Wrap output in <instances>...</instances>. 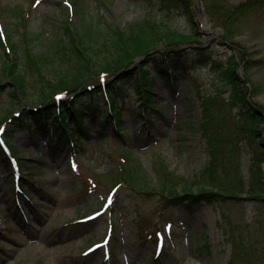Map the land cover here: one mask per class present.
<instances>
[{
  "label": "rangeland",
  "instance_id": "obj_1",
  "mask_svg": "<svg viewBox=\"0 0 264 264\" xmlns=\"http://www.w3.org/2000/svg\"><path fill=\"white\" fill-rule=\"evenodd\" d=\"M189 1L191 11L196 12L193 22L188 21L182 6L167 8L161 0H0V27L9 32L11 42L21 39L16 30H20L22 16L29 32L45 39L62 25L67 14L70 22H75L76 15L68 11L66 2L73 4L75 11L82 9L94 20L119 29L151 18L192 36L190 43L180 46L190 54L191 70L174 73V84L149 70L144 81L154 82L152 107L145 102V94L136 92L141 81L137 75L122 84L123 90H111L118 97L113 100V111L122 109L123 139L109 127L97 133L96 125L87 118L84 124L93 133L75 147L38 131V125L28 133L1 135L13 149L18 169L7 168L0 151V264H264V201L242 194L193 207H174L153 191L118 188L109 192L123 153L140 167L151 186H156L158 178L154 165L158 173V165H162L179 181L182 178L190 183L201 181L206 171L209 153L200 128L201 103L229 102V87L213 67L223 66L235 51L223 43L222 30L208 21L203 1ZM225 1L234 7L245 0ZM233 41L246 50L243 76L254 84L252 103L264 111V10L236 22ZM98 55L93 54L97 62ZM3 56L0 46V66ZM236 58L240 67L242 61ZM16 63L21 69L20 62ZM51 68L43 69L42 78L26 76L31 81L28 95L18 99L10 95L6 76L0 73V119L21 109H42L37 99L42 88H49L45 80L56 83L66 66L55 65L57 73L48 71ZM121 72L83 87L109 83ZM77 99L80 109L95 114L106 111L103 90L92 100ZM3 125L8 127L7 122ZM48 128L46 125L45 130ZM262 128L264 136V123ZM261 142L257 138L252 144L242 140L238 145L244 189L252 153L263 149ZM262 168L264 171V165ZM94 213H98L95 219L83 221ZM157 230H161L158 237ZM95 244L101 246L90 252ZM161 244L158 254L156 248Z\"/></svg>",
  "mask_w": 264,
  "mask_h": 264
},
{
  "label": "trees",
  "instance_id": "obj_2",
  "mask_svg": "<svg viewBox=\"0 0 264 264\" xmlns=\"http://www.w3.org/2000/svg\"><path fill=\"white\" fill-rule=\"evenodd\" d=\"M208 21L223 32V38L228 42L229 48L235 51V56L228 57L226 63L214 65L213 71L229 87L230 100L226 103H207L202 101V118L200 128L206 140V148L209 153V162L206 171L202 174L201 181L190 183L158 165L161 172L156 173V186L142 174L140 167L122 154V161L112 177V188H127L135 192L153 191L162 196V201L171 203L174 207L186 204L193 207L202 202L212 203L218 199H224L229 195L239 196L247 194L257 202L264 201V149L258 148L252 153L249 166V182L247 188L239 172L238 153L239 143L244 140L252 144L254 139L260 137L261 125L264 118L256 110L257 104L248 103V87L241 79L238 69L237 56L242 62L245 60L246 50L240 44L233 41V26L245 16L264 10V0H245L237 6L231 7L225 0H202ZM165 7L182 6L188 21L193 22L195 11H191L189 0H161ZM76 21L70 22V15H66L62 25H58L46 39L42 34L31 33L22 16L19 42H11L8 31L0 34V46L4 50L5 57L0 66V73L6 76V87L10 88L13 98L28 95L29 80L26 76L43 77L42 71L48 65L52 68L48 71L59 72L55 65L66 66L63 75L56 83H48L39 92L38 103L42 109L20 110L18 116L3 117L0 125L8 123L7 134L29 128L31 121L39 122L38 126H44L47 121L53 126L59 137L69 138L74 141L84 136L89 131L84 125L85 118L96 122L99 130L111 126L112 130L120 134V113L113 111L114 97L111 90H123L122 84L129 81L133 75L141 80L136 92L146 95L145 102L153 106L151 100V82H146L149 70L162 74L167 80H174L176 71L188 72L190 70V54L180 46L190 43L192 38L169 28L164 23H158L155 19H145L142 22L133 23L125 29H119L101 19L94 20L84 10H74ZM158 46L163 49H158ZM98 53L99 61H95L93 54ZM105 54V55H101ZM12 55L13 57H11ZM201 56L200 54H198ZM97 56V57H98ZM141 60L136 66L135 63ZM20 62L22 68L18 69ZM132 67L131 70L125 71ZM124 71L111 82L98 83L88 87L86 83L98 79L100 76ZM55 71V72H54ZM100 82V81H98ZM252 92L254 84L248 80ZM1 83V81H0ZM103 86V88H101ZM103 90L105 98L112 108L109 113H92L87 108H78L75 100L84 98L92 100ZM81 90L73 100L72 97L56 100L57 94L73 96ZM18 99V98H17ZM264 108V107H263ZM260 109V108H259ZM235 110L236 112L234 113ZM9 111V115H11ZM50 114V116H49ZM100 115V116H99ZM100 118V120H99ZM260 146V144H259ZM261 147V146H260ZM3 162L9 165L8 159L1 150ZM191 184L194 186L192 187ZM181 186L180 191L177 186ZM198 188V189H197ZM92 188L88 189L91 190Z\"/></svg>",
  "mask_w": 264,
  "mask_h": 264
},
{
  "label": "water",
  "instance_id": "obj_3",
  "mask_svg": "<svg viewBox=\"0 0 264 264\" xmlns=\"http://www.w3.org/2000/svg\"><path fill=\"white\" fill-rule=\"evenodd\" d=\"M242 70V69H241ZM262 145L264 146V142L262 143Z\"/></svg>",
  "mask_w": 264,
  "mask_h": 264
}]
</instances>
